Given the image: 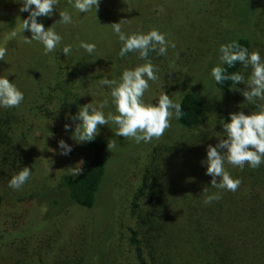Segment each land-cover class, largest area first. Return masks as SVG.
<instances>
[{
    "label": "trees",
    "instance_id": "1",
    "mask_svg": "<svg viewBox=\"0 0 264 264\" xmlns=\"http://www.w3.org/2000/svg\"><path fill=\"white\" fill-rule=\"evenodd\" d=\"M222 2L224 5L220 8ZM206 4L210 5L209 10L206 8L202 12L199 29L210 36L214 43L213 52L218 51L221 44L232 41H238L250 52L255 33L254 23L258 22L256 28L259 31L262 28L259 26L260 19L257 21L256 17L261 8H264V3L261 0H206ZM262 24L264 25V21ZM4 33L0 28V45L6 39ZM22 41L24 38L18 35L9 40L5 60H0V76H7L24 93V100L19 107H0V262L264 264V164L255 169L246 164L241 169L225 163L230 175L241 179L239 188L233 192L211 186L212 177L206 174L207 147L209 144L215 146L219 138L226 136L223 125L230 118L225 117L222 120L225 121L224 124L210 123L212 127L208 135V130L198 128L208 109L205 102L187 87L191 80H194L196 86L197 79L165 78L164 74L167 72H164L161 63L166 62V56H159L155 52L149 54L159 70L157 75L161 74L164 78L149 82L148 99L156 104L159 95L165 92L173 101L182 102L184 115L180 120L173 116L171 126L161 138L144 142L147 148L144 149L146 153L140 155L143 162L139 167L134 165V158L129 156L130 151L122 153L120 171L123 170L125 161L127 169L132 165L137 168L133 170L136 182L124 186L131 192L126 213V206L116 200H110L105 205L106 200L99 189L107 176L108 166L104 155L107 151L106 133L115 131V124L99 126L95 139L84 142L90 147L89 156L76 172L60 173L52 183L48 176L37 174L33 151L27 145L29 136L23 131L24 128L15 130L13 125L24 122L27 111L43 110L45 105L49 106L61 99L65 102L71 96L77 98L82 92L74 90L71 81L64 79L80 78L79 76L74 75L66 66H51L48 59L34 56L36 50L29 49L30 44H27V54L31 53L33 56L21 60L18 53L22 52ZM99 47L100 45L97 46ZM121 47L122 43L114 49L105 47L104 52L103 48L97 51L95 48L97 53L106 56L105 59L112 57L115 62V70L110 78L120 74L125 68H134L144 63L137 52H129L121 58ZM133 53L135 58L126 61L130 62L129 66L127 63L123 64L124 69L118 66ZM218 63L219 56L215 60V66ZM242 68L243 65L237 63L229 71L241 72ZM65 81L67 85L64 84ZM85 82L83 79L84 84ZM212 82L215 97L232 91L231 81L217 84L212 78ZM165 85L169 89L164 90ZM175 85L177 89L171 91ZM97 87L101 89L92 90L97 95L93 97L95 105L107 98L109 103L104 109L105 114H118L111 89L101 84ZM235 87L238 89L233 91L235 97L224 102L231 104L228 105L230 107L233 101L236 102V96L242 95L239 90H247L248 85L237 83ZM259 101L261 100L250 104L258 105ZM242 104L244 102L240 100L231 108L239 111L247 109V106L254 108L248 104L242 107ZM74 129H71L72 134ZM25 166L32 170L27 182L18 190L9 187L11 177ZM111 184L112 187L113 182ZM117 185L114 182L116 188ZM98 189L100 202H96ZM214 193H219L221 198L205 204L206 197ZM96 203H102L100 207L105 205L107 216L101 231L98 228L93 231L92 225L90 228L87 221H81L65 232L54 234L55 220L59 221L69 206L91 210L97 207ZM34 206H43V210L37 214L35 223H31L29 215ZM107 206L109 211L106 210ZM124 216L131 219L130 224ZM27 226L32 229L24 231Z\"/></svg>",
    "mask_w": 264,
    "mask_h": 264
},
{
    "label": "rangeland",
    "instance_id": "2",
    "mask_svg": "<svg viewBox=\"0 0 264 264\" xmlns=\"http://www.w3.org/2000/svg\"><path fill=\"white\" fill-rule=\"evenodd\" d=\"M247 1V0H244ZM264 3V0H261ZM74 2V0H73ZM208 4V3H207ZM206 4V0H100L99 9L95 14V11H89L87 13H80L74 7L69 0H59L58 5L54 8L52 16L38 17V21L43 23L44 26L54 27L56 32L61 35L62 41L54 52H50L47 55L44 54V46L37 41H33L29 45V49H35L36 54L34 56H40L42 59H48L51 66L53 64L66 66L72 70L74 75L80 78H64L71 81L74 90L81 91V95L77 98L72 96L63 101L57 100L45 105L42 109H34L27 111L26 120L15 124V130H23L29 136L27 145L31 146L34 158L37 164V174L39 176H48L50 183L60 173H73L76 172L86 161L89 156L90 147L84 142H77L72 139L71 129L76 127L80 123L78 119H75L80 106L93 103L95 104V98L97 95L92 90H99L97 87L102 79L110 78L115 70V62L112 61V57L105 59V55L97 53L96 51L103 48V52L106 51L105 47L117 48L118 44H121L118 36L113 32L111 24L122 22V30L126 33L142 32L147 33L152 29H157L161 33L166 35V39L170 42H174L175 49L169 47L168 54L166 56V62L161 63L163 66L165 78H195L197 84L194 86V80L187 87L195 92V94L205 102L207 111L205 112L201 123L198 128L200 130L207 131L209 133L212 124L221 123L227 116L230 118V113L238 112L239 110H232L231 107L237 105L239 101H243L242 107L248 104L253 109L247 106V109L242 111L248 114L250 111L257 110V106L264 104V101H259L258 105H251L248 101L246 103L243 95H237L236 102L231 104H225L224 102L230 100L234 95L233 90L222 94V96L215 97V89L213 87L211 69L215 66V60L219 56V50L214 51V43L211 42L210 36L207 33L200 32L199 19L203 15L204 9L209 10V6ZM224 5L222 2L220 8ZM22 6V0H0V28L5 31V37L12 31H17L18 36L24 38L27 36L31 38L30 30H25L23 33L19 32L21 20L27 18L28 12H20L19 9ZM224 8V7H223ZM225 9V8H224ZM262 9V10H261ZM257 15V21L260 19L259 26L262 27L259 31L257 29L258 22L255 24V33L252 39L251 49L258 50L261 57L264 58V8L262 7ZM67 10L72 16V23L64 24L58 22L60 19L59 12ZM127 20L126 23H123ZM57 21V22H55ZM262 22V23H261ZM253 24V25H254ZM246 27L248 24H244ZM210 24H208V27ZM252 29V28H251ZM81 42L94 43L96 45V51L91 55L82 47ZM211 45L209 46L208 44ZM21 44V43H20ZM66 45L72 46V51L65 56L62 49ZM100 45L99 48L97 46ZM22 52L18 53L21 60L32 55L28 53L27 44L22 41ZM208 48V50H206ZM115 52V51H114ZM178 53V56L176 55ZM212 53L214 55L212 56ZM211 54V55H210ZM33 56V55H32ZM46 58H45V57ZM103 56V57H101ZM135 58L134 53L132 56H128L123 59V62L118 64L123 68V64L127 63L129 66L132 59ZM91 59L92 61H90ZM212 63L210 64V61ZM175 67H172V64ZM124 69V68H123ZM123 70L120 74L112 76L110 79L119 81ZM245 78L251 73V68L241 69ZM160 78H164L161 74H158ZM117 78V79H116ZM83 79L86 80L85 84ZM89 80L92 82L89 83ZM67 85V82H64ZM99 88V89H98ZM169 89L167 85L164 86V90ZM177 86H173L171 91H175ZM97 92V91H96ZM239 92V91H238ZM61 94L60 91H58ZM176 95V93H175ZM148 90L144 94L146 102H151L149 99ZM257 99L256 101H258ZM230 107V108H229ZM65 123L70 125V129L67 131L64 128ZM172 123V122H171ZM223 124L225 123L222 122ZM22 125V126H21ZM21 126V127H20ZM20 127V128H19ZM111 128V127H110ZM50 132L53 134L50 135ZM114 130L106 133L107 144L109 140H115L117 142L116 148L113 150L105 151L107 176L101 189V196L106 200L104 204L113 202H121L123 206H126L125 212L128 213L127 203L131 199V192L125 185H130V182H136V178L133 176V170L137 168L131 166L127 169V162L123 163V170L120 171L119 167L122 164V153L129 152V156L134 158V165L139 167L143 162L140 155L146 153V144L136 143L132 139H124L121 136H116ZM172 132V130H171ZM174 133V132H173ZM173 135V134H171ZM179 135V134H178ZM206 135V136H207ZM211 139V137H209ZM63 139L72 147V151L68 155H61L58 141ZM149 147V146H148ZM124 169H126L124 171ZM113 186L111 187V183ZM114 182L118 183L117 188L114 186ZM133 185V184H132ZM99 189L97 191L96 202H100ZM99 200V201H98ZM97 207L88 210L85 208L71 205L67 211L60 216L59 221L55 220L56 229L53 230L54 234H60L65 232L76 222L87 221L90 228L91 225L93 231H101L104 223L107 221L106 212L102 203H96ZM40 206H34L30 212L29 219L31 223H35V218L43 210ZM109 207L107 206V211ZM124 219L130 224V218ZM46 225V224H45ZM48 226V225H47ZM43 227V225L41 226ZM49 228V226H48ZM47 228V229H48ZM101 228V229H100ZM31 226L25 227L24 231H30ZM82 229V228H81ZM50 230V228H49ZM102 234V233H99ZM111 247V246H109ZM123 248V246H122ZM0 263L5 264L3 261Z\"/></svg>",
    "mask_w": 264,
    "mask_h": 264
},
{
    "label": "clouds",
    "instance_id": "3",
    "mask_svg": "<svg viewBox=\"0 0 264 264\" xmlns=\"http://www.w3.org/2000/svg\"><path fill=\"white\" fill-rule=\"evenodd\" d=\"M59 0H22L20 12H28L27 18L21 20L19 32L30 30L31 38L24 36V43L31 44L33 41L40 42L44 46V54L54 52L62 41L54 27H45L38 21V17L52 16L54 8ZM73 7L80 13H87L94 10L95 14L99 9L100 0H69ZM58 22L64 24L72 23V16L67 10L59 12ZM55 21V22H57ZM124 20L123 23H126ZM113 32L122 43L119 55L121 58L129 52H137L144 63L134 68H125L119 81L104 78L100 81L103 86L111 89V96L115 104L116 113L109 112L107 115L104 109L109 101L104 99L99 105L87 103L80 106L75 119L80 121L72 134V139L77 142H89L95 139L99 133V126L115 124V135L124 139H132L136 143L151 142L153 139L161 138L171 126L170 121L184 115L181 108V101H173L170 96L162 92L158 97V103L146 102L145 92L149 89L150 81H157L160 77L159 71L153 63L149 54L155 52L159 56H167L168 48L175 49L174 42L166 39V35L157 29L147 33L133 32L126 33L122 30L121 20L111 24ZM17 31H12L0 45V60H5L7 55V44L9 40L15 39ZM80 47L89 54L95 51L94 43L81 42ZM72 51L71 45L63 47L62 52L67 56ZM219 63L211 69V75L217 84L231 81L230 90L237 91V83L248 85L247 90H239L251 104L259 99L264 101V58L258 50L249 49L238 41L221 44L219 47ZM178 56V53L176 54ZM237 63L245 69L251 68L247 80L241 72H230ZM172 67H175L173 62ZM24 100V93L10 81L7 76H0V107L16 108ZM70 125L65 123L67 131ZM226 136L219 138V142L207 147L206 174L211 176V186L218 189L236 191L242 183L240 178H233L225 168V163L241 169L247 164L253 169L264 164V104L257 106V110L245 114L244 111L230 113V120L223 125ZM53 134L50 132V135ZM60 154L68 155L72 147L63 139L58 141ZM117 142L109 140L107 148L111 151L116 148ZM31 168L25 166L9 180V187L20 189L30 178ZM219 177V180H217ZM206 191V189H204ZM219 193L209 195L204 200L205 204L220 199Z\"/></svg>",
    "mask_w": 264,
    "mask_h": 264
}]
</instances>
